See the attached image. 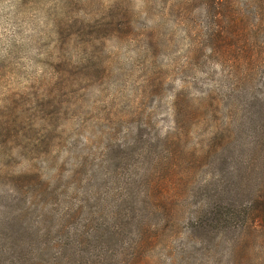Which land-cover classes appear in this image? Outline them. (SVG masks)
Here are the masks:
<instances>
[{"label": "rangeland", "instance_id": "374dc122", "mask_svg": "<svg viewBox=\"0 0 264 264\" xmlns=\"http://www.w3.org/2000/svg\"><path fill=\"white\" fill-rule=\"evenodd\" d=\"M0 7V264H264V0Z\"/></svg>", "mask_w": 264, "mask_h": 264}, {"label": "trees", "instance_id": "16d2710c", "mask_svg": "<svg viewBox=\"0 0 264 264\" xmlns=\"http://www.w3.org/2000/svg\"><path fill=\"white\" fill-rule=\"evenodd\" d=\"M213 1V6L215 7V11L214 14L217 15L218 18H222V16L226 15V12L228 8H230L231 5V0H225L224 2H221L223 0H218L219 2H215L216 0H212ZM217 5L220 6L219 9H217ZM222 5V7H221ZM261 25L263 24V22L260 23ZM264 26V24H263ZM262 26V31L264 32V27ZM213 39L216 42H219L218 37H220L219 34V30H216V33L213 34ZM260 45H258V49L255 51L254 50V45L251 42V40L247 37L244 38L243 40V59L246 65V68H243L242 71L244 70V77L243 80L244 81H252V76L251 74L254 73V71L256 70V66L261 65L262 63H264V41L262 43H259ZM255 65V66H253ZM255 85H260L261 86V81L257 80V84L255 83ZM257 195H260V192H258ZM262 209V208H261Z\"/></svg>", "mask_w": 264, "mask_h": 264}, {"label": "clouds", "instance_id": "9594fccd", "mask_svg": "<svg viewBox=\"0 0 264 264\" xmlns=\"http://www.w3.org/2000/svg\"><path fill=\"white\" fill-rule=\"evenodd\" d=\"M5 9L3 7H0V24L4 23V13Z\"/></svg>", "mask_w": 264, "mask_h": 264}]
</instances>
